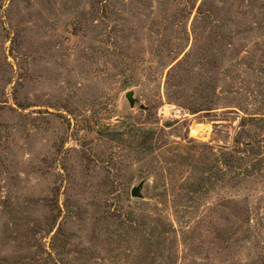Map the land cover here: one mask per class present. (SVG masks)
I'll return each instance as SVG.
<instances>
[{
    "label": "rangeland",
    "instance_id": "1",
    "mask_svg": "<svg viewBox=\"0 0 264 264\" xmlns=\"http://www.w3.org/2000/svg\"><path fill=\"white\" fill-rule=\"evenodd\" d=\"M0 264H264V0H0Z\"/></svg>",
    "mask_w": 264,
    "mask_h": 264
},
{
    "label": "water",
    "instance_id": "2",
    "mask_svg": "<svg viewBox=\"0 0 264 264\" xmlns=\"http://www.w3.org/2000/svg\"><path fill=\"white\" fill-rule=\"evenodd\" d=\"M126 97L130 101L131 105L132 106H135V104H136V98L134 96V91L133 90H130V91L126 92ZM142 188H143V185L142 184L133 187L132 190H131V194L133 196H136V197L141 196Z\"/></svg>",
    "mask_w": 264,
    "mask_h": 264
}]
</instances>
